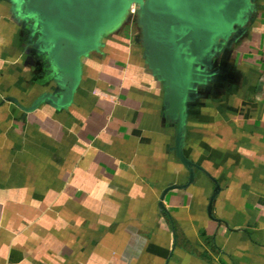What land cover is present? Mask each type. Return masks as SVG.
Segmentation results:
<instances>
[{
    "label": "crops",
    "instance_id": "0c3cea01",
    "mask_svg": "<svg viewBox=\"0 0 264 264\" xmlns=\"http://www.w3.org/2000/svg\"><path fill=\"white\" fill-rule=\"evenodd\" d=\"M195 64L179 120L142 36L65 56L0 0V264H264V0ZM139 37V38H138Z\"/></svg>",
    "mask_w": 264,
    "mask_h": 264
},
{
    "label": "water",
    "instance_id": "95a60500",
    "mask_svg": "<svg viewBox=\"0 0 264 264\" xmlns=\"http://www.w3.org/2000/svg\"><path fill=\"white\" fill-rule=\"evenodd\" d=\"M49 37L65 56L69 86L57 103L71 101L82 77V56L101 45L103 33L112 30L127 0H34ZM142 3L144 43L152 67L167 80L172 109L179 120L177 152L185 121L184 101L198 75L194 62L203 60L249 12L250 0H132ZM139 38V37H138Z\"/></svg>",
    "mask_w": 264,
    "mask_h": 264
},
{
    "label": "rangeland",
    "instance_id": "374dc122",
    "mask_svg": "<svg viewBox=\"0 0 264 264\" xmlns=\"http://www.w3.org/2000/svg\"><path fill=\"white\" fill-rule=\"evenodd\" d=\"M144 2H146V0H144ZM143 18L142 3L139 1L127 0L126 8L112 30L126 33L132 38L135 36H142L145 26Z\"/></svg>",
    "mask_w": 264,
    "mask_h": 264
}]
</instances>
